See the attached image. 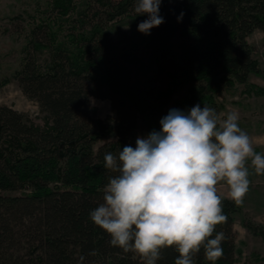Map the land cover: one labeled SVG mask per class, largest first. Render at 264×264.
<instances>
[{"label": "trees", "instance_id": "trees-1", "mask_svg": "<svg viewBox=\"0 0 264 264\" xmlns=\"http://www.w3.org/2000/svg\"><path fill=\"white\" fill-rule=\"evenodd\" d=\"M99 1L92 10L88 0H50L54 11L32 29L14 77L45 124L0 104V264H142L90 220L111 175L104 155L135 147L172 108L207 105L220 116V93L259 73L248 37L264 33V0H162L164 23L149 35L137 30L146 16L135 0ZM93 97L112 113L98 117ZM221 197L216 264H235L238 206ZM250 229L264 238V225ZM178 255L165 248L157 264ZM194 260L211 264L203 247Z\"/></svg>", "mask_w": 264, "mask_h": 264}, {"label": "clouds", "instance_id": "clouds-1", "mask_svg": "<svg viewBox=\"0 0 264 264\" xmlns=\"http://www.w3.org/2000/svg\"><path fill=\"white\" fill-rule=\"evenodd\" d=\"M161 4L135 0L136 15L146 16L139 32L149 35L164 23ZM239 119L238 111L221 118L207 105L170 109L158 131L137 137L135 147L124 145L118 154L104 155L111 175L90 220L110 235L113 247L139 256L142 264H157L168 247L179 254L174 264H195L201 247L216 264L226 239L216 226L227 219L217 185L226 183L228 198L240 205L250 186L246 165L264 175V154L255 150ZM84 261L81 256L78 264Z\"/></svg>", "mask_w": 264, "mask_h": 264}, {"label": "rangeland", "instance_id": "rangeland-1", "mask_svg": "<svg viewBox=\"0 0 264 264\" xmlns=\"http://www.w3.org/2000/svg\"><path fill=\"white\" fill-rule=\"evenodd\" d=\"M75 1L80 3L83 0ZM48 2L50 0H0V104L25 113L39 125L45 124L46 115L34 100L23 93L14 72L27 55L32 29L44 22L47 11L50 14L54 11ZM88 2L92 10L104 8L99 0ZM122 29L128 30V24ZM248 41L253 47L259 73H251L246 84H236L220 93L223 105L220 117L226 118L228 112L238 111L239 126L249 135L255 150L264 154V33L256 30ZM91 105L97 108L98 117L105 118L112 113L108 99L93 97ZM246 166L249 168L250 186L234 215L235 264H264V238L250 229V226L264 225V175H257L250 162ZM217 189L218 194L228 198L226 183H219Z\"/></svg>", "mask_w": 264, "mask_h": 264}]
</instances>
